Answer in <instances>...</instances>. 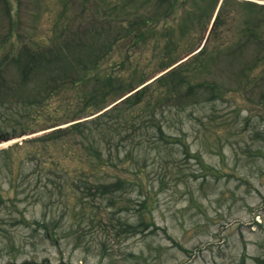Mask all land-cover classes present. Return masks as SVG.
Segmentation results:
<instances>
[{
  "label": "rangeland",
  "instance_id": "rangeland-1",
  "mask_svg": "<svg viewBox=\"0 0 264 264\" xmlns=\"http://www.w3.org/2000/svg\"><path fill=\"white\" fill-rule=\"evenodd\" d=\"M257 1L0 0V82L18 83L14 97L0 90V136L26 110L18 96L41 99L49 75L59 73L55 82L63 93L53 104L66 115L81 110L69 102L71 89L63 90L68 73L96 66L97 78L77 90L89 93L96 79L104 91L99 110L201 46L218 13L207 54L176 66L185 73L188 63L194 89L157 109L167 136L185 139L189 152L178 141L155 142L151 123L119 145L126 148L120 159L133 148L125 166L146 163L142 185L126 182L103 198L92 194L90 206H83L81 190L65 195L66 188L60 194L52 185L44 206L28 192L46 170L37 171L38 159L19 150L15 172H33L19 212L0 210V264H264V0ZM26 49L62 55L37 64L23 82ZM19 136L8 144L0 139V148ZM2 161L6 175L9 164ZM65 162L80 166L78 157ZM109 164L110 181L138 178Z\"/></svg>",
  "mask_w": 264,
  "mask_h": 264
},
{
  "label": "trees",
  "instance_id": "trees-1",
  "mask_svg": "<svg viewBox=\"0 0 264 264\" xmlns=\"http://www.w3.org/2000/svg\"><path fill=\"white\" fill-rule=\"evenodd\" d=\"M249 28L253 27L249 26ZM254 35V37H259L257 33ZM207 44L208 42L198 52L199 54L195 56L196 58L194 57L196 60L207 54ZM21 54L26 58L25 64L21 68L23 82L30 76L35 75L37 64L41 63L46 65L53 58L57 60L62 55L61 52H56L55 49H44L39 52L37 51V53L26 49ZM9 56L11 55L9 54ZM187 65L188 63H184L183 65L184 71H186L185 73L181 69H178V67L172 68L119 101L111 108L94 117L80 120L64 127H58L50 132L27 139L23 143L17 142L7 148L0 149V159H3V165L9 164L7 174L1 175L0 173V210L3 207H7L10 210L18 211L19 195L24 193L26 188L31 184L28 180L33 171L31 173L29 172L28 175H23L19 172L16 173L14 170L13 162L17 161L21 155L18 153L19 150H22L24 155H27L29 158L38 159V163L36 164L37 171L42 172L46 170L44 175H40L35 180L33 188L28 192V194L31 192L30 195L33 200L41 202L44 206L47 204L46 193H50L51 195L54 193V189H49L52 185L60 194H63L66 188L65 195L69 191L72 193L73 191L81 190L82 199L85 198L84 200L86 201L83 202V206L94 205V196L89 197L92 194L99 193L100 197L103 198L108 197L115 190L125 189L127 184L130 186L142 185L139 181V174L145 169L146 163L142 162L141 165L138 164L134 170L130 169L129 167L131 166L129 165L125 166V159L132 160L133 148L126 150L125 158L120 159V152L126 148L123 146L124 148L120 149L119 145L128 140L134 141V135L141 134L143 129H147L146 127L152 124L157 128V131L153 134L155 142L178 141L184 145V150L189 152V147L185 139L167 136L162 122L157 117L158 108L168 105L186 88L190 91L194 89V84L188 82L190 81L189 75L191 72ZM95 67H87L83 70L74 68L70 75L68 73L66 79L68 82L66 84L64 83V91L71 89L70 104H75L81 110L63 115L60 111L59 104H53L56 97L63 93L59 91L62 87L55 82L58 81L59 74L56 72L52 76L49 75L45 80L44 86L46 85V87L41 99H33L28 95L18 96L16 94L20 97L19 100L23 101V103L18 102L17 104H23L22 108L26 110L22 115L17 114L16 116L12 114V117L15 119L14 122L18 124L13 127L12 133L10 132L11 134L7 133L9 131H6L0 137L9 138L13 135L48 128L85 117L98 111L96 110L98 104L96 106L95 104L100 96L104 95V91H102L103 87L96 82L97 80L95 79V84L89 90V93L85 94L83 91L77 90L80 88L79 86L86 84L87 81L93 78L95 75L93 72ZM95 77L97 78V74ZM0 78H4V76L0 74ZM5 83L4 85V83L0 82L1 92L7 96L14 97L12 94L15 93L18 83L16 81H6ZM76 101L83 102L84 105L78 107L79 105ZM1 102L4 103L3 100ZM15 107L17 106L15 105ZM7 118L6 116V121H8ZM77 150H81L83 154L77 156ZM104 151H107V158L104 157ZM75 157H78L80 166L71 169L67 166L65 160ZM120 162L123 165L122 169L119 168ZM109 163L112 164V167L122 172L134 173L138 178L134 181H125L127 179L118 175L116 180L110 181V173L108 174ZM100 173L101 176L99 175ZM5 180L8 183L7 186L4 185ZM126 182L128 183L126 184ZM68 184L72 187L75 186L76 189L70 188ZM9 192H13V195H9ZM46 236L49 238L54 237L49 229H47ZM256 260L259 261L260 257H256ZM243 264H246L244 259Z\"/></svg>",
  "mask_w": 264,
  "mask_h": 264
},
{
  "label": "bare ground",
  "instance_id": "bare-ground-1",
  "mask_svg": "<svg viewBox=\"0 0 264 264\" xmlns=\"http://www.w3.org/2000/svg\"><path fill=\"white\" fill-rule=\"evenodd\" d=\"M38 135H40V133H38Z\"/></svg>",
  "mask_w": 264,
  "mask_h": 264
}]
</instances>
